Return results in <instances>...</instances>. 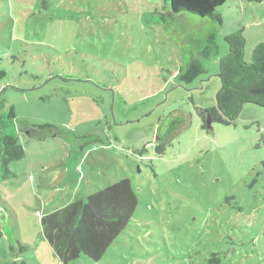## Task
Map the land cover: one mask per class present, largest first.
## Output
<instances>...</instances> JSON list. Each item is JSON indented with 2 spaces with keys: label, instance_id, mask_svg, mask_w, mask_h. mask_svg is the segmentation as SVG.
Wrapping results in <instances>:
<instances>
[{
  "label": "rangeland",
  "instance_id": "obj_1",
  "mask_svg": "<svg viewBox=\"0 0 264 264\" xmlns=\"http://www.w3.org/2000/svg\"><path fill=\"white\" fill-rule=\"evenodd\" d=\"M165 1L0 0L2 114L25 151L0 179V264H60L41 218L122 180L137 200L126 228L100 261L68 264H264V108L209 133L198 116L225 38L240 33L246 62L264 43V0H228L221 24ZM193 59L206 72L192 84L168 73Z\"/></svg>",
  "mask_w": 264,
  "mask_h": 264
},
{
  "label": "trees",
  "instance_id": "obj_2",
  "mask_svg": "<svg viewBox=\"0 0 264 264\" xmlns=\"http://www.w3.org/2000/svg\"><path fill=\"white\" fill-rule=\"evenodd\" d=\"M227 1L167 0L165 3L168 2V9L174 14L188 13L221 24L218 9ZM225 41L230 50L219 60L221 88L216 94L215 106L198 109L201 128L208 133L212 131V124L232 125L245 104L264 108V43L253 49L251 59L246 62L243 56L244 41L240 33L227 36ZM205 43L200 55L207 60L217 55L218 47L213 35L207 36ZM176 72L168 71L172 78L188 86L205 74L206 70L202 61L193 59ZM4 106L5 101L0 94V179L13 176L8 166L25 156L17 136L6 133V121L15 119V113L10 107L7 114L3 115ZM176 125L177 122L170 125L169 132H173ZM167 145L170 144L158 139L155 153L163 155ZM136 205L137 200L129 181L122 180L90 195L85 203L75 202L42 217V235L60 264H68L82 255L98 262L126 228ZM213 262L219 263L216 255L208 261L209 264Z\"/></svg>",
  "mask_w": 264,
  "mask_h": 264
}]
</instances>
